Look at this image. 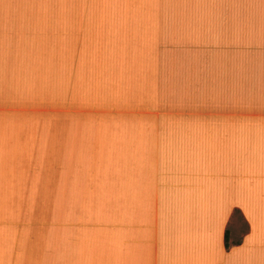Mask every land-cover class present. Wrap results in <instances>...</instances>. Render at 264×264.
I'll return each mask as SVG.
<instances>
[{
  "label": "crops",
  "instance_id": "0c3cea01",
  "mask_svg": "<svg viewBox=\"0 0 264 264\" xmlns=\"http://www.w3.org/2000/svg\"><path fill=\"white\" fill-rule=\"evenodd\" d=\"M0 264H264V0H0Z\"/></svg>",
  "mask_w": 264,
  "mask_h": 264
},
{
  "label": "trees",
  "instance_id": "16d2710c",
  "mask_svg": "<svg viewBox=\"0 0 264 264\" xmlns=\"http://www.w3.org/2000/svg\"><path fill=\"white\" fill-rule=\"evenodd\" d=\"M236 215L240 216V218L242 219L241 214H240V211L238 209H235L234 210V217ZM244 225H245V230H247V224L245 222H244ZM237 243H240V239L230 241L229 240V235H228V230H226L225 231V236H224V244H225V247L226 248H229L232 244H237Z\"/></svg>",
  "mask_w": 264,
  "mask_h": 264
},
{
  "label": "rangeland",
  "instance_id": "374dc122",
  "mask_svg": "<svg viewBox=\"0 0 264 264\" xmlns=\"http://www.w3.org/2000/svg\"><path fill=\"white\" fill-rule=\"evenodd\" d=\"M255 129L257 131V128H251V130H255ZM234 218L237 219V221L241 224L242 230H245L244 222L242 221V219L240 218V216L236 215Z\"/></svg>",
  "mask_w": 264,
  "mask_h": 264
}]
</instances>
